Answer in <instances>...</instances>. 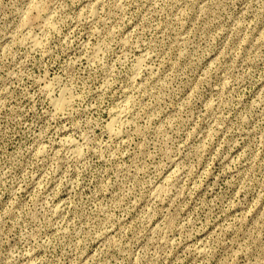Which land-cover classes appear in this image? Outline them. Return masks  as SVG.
I'll use <instances>...</instances> for the list:
<instances>
[{
  "label": "rangeland",
  "instance_id": "rangeland-1",
  "mask_svg": "<svg viewBox=\"0 0 264 264\" xmlns=\"http://www.w3.org/2000/svg\"><path fill=\"white\" fill-rule=\"evenodd\" d=\"M0 264H264V0H0Z\"/></svg>",
  "mask_w": 264,
  "mask_h": 264
},
{
  "label": "bare ground",
  "instance_id": "bare-ground-1",
  "mask_svg": "<svg viewBox=\"0 0 264 264\" xmlns=\"http://www.w3.org/2000/svg\"><path fill=\"white\" fill-rule=\"evenodd\" d=\"M63 104H64L63 101H60V100H59L58 103H57V105L59 106V108H60V107H63V106H62Z\"/></svg>",
  "mask_w": 264,
  "mask_h": 264
}]
</instances>
